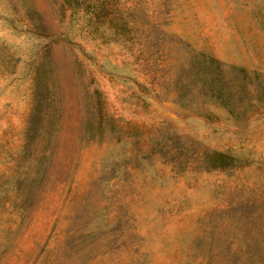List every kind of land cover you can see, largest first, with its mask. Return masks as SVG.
I'll return each instance as SVG.
<instances>
[{
  "label": "rangeland",
  "instance_id": "374dc122",
  "mask_svg": "<svg viewBox=\"0 0 264 264\" xmlns=\"http://www.w3.org/2000/svg\"><path fill=\"white\" fill-rule=\"evenodd\" d=\"M81 1L0 0V264L263 258L264 0Z\"/></svg>",
  "mask_w": 264,
  "mask_h": 264
},
{
  "label": "trees",
  "instance_id": "16d2710c",
  "mask_svg": "<svg viewBox=\"0 0 264 264\" xmlns=\"http://www.w3.org/2000/svg\"><path fill=\"white\" fill-rule=\"evenodd\" d=\"M81 0H67L68 5H74V6H82L84 8H89V6H87L88 4L84 3V2H79ZM107 5H105L104 2H97V3H93L91 6H90V10L88 11H92V15L93 17H95V19L97 20H101L102 18L104 17H107ZM122 26V25H121ZM251 259V263L250 264H264V257L263 258H257L256 256H251L250 257ZM244 261V264H247L249 262V259L246 258V256L244 257L243 259Z\"/></svg>",
  "mask_w": 264,
  "mask_h": 264
}]
</instances>
